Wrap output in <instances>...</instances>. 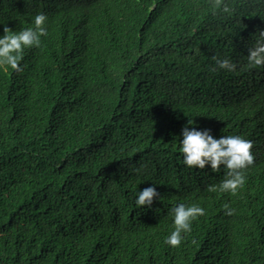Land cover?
Instances as JSON below:
<instances>
[{"label": "trees", "instance_id": "trees-1", "mask_svg": "<svg viewBox=\"0 0 264 264\" xmlns=\"http://www.w3.org/2000/svg\"><path fill=\"white\" fill-rule=\"evenodd\" d=\"M39 13L40 44L0 64V264H264V0H0V35ZM188 121L252 141L235 193L184 164ZM180 203L205 213L171 246Z\"/></svg>", "mask_w": 264, "mask_h": 264}, {"label": "clouds", "instance_id": "clouds-1", "mask_svg": "<svg viewBox=\"0 0 264 264\" xmlns=\"http://www.w3.org/2000/svg\"><path fill=\"white\" fill-rule=\"evenodd\" d=\"M228 11L227 6L223 9ZM47 17L39 13L34 18V27H27L19 32H13L4 28V34L0 35V64L20 70L19 61L22 59V51L26 47L38 46L41 37L47 34L45 27ZM219 68L232 70L236 65L229 58L214 57ZM248 62L250 65H264V31L260 33V39L255 46L248 49ZM193 121L182 129L180 140V152L183 154V162L189 167L204 169L210 164L212 170H219L224 165L228 170L226 178L219 186L220 191L235 193L245 182L243 169L253 163L254 157L251 151L252 141L239 135H227L214 138L210 130H197ZM210 190H215L212 188ZM158 193L155 186H149L137 192L135 204L137 206L151 207L153 198ZM228 209V206L225 205ZM234 211L228 209V213ZM173 217L174 229L166 237L165 243L171 246H179L183 240V234L191 231V221L200 215H204L205 209L198 205L177 204L170 209Z\"/></svg>", "mask_w": 264, "mask_h": 264}]
</instances>
